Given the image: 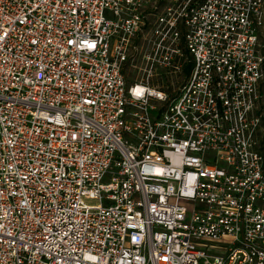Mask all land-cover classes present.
Instances as JSON below:
<instances>
[{
  "label": "built area",
  "instance_id": "obj_1",
  "mask_svg": "<svg viewBox=\"0 0 264 264\" xmlns=\"http://www.w3.org/2000/svg\"><path fill=\"white\" fill-rule=\"evenodd\" d=\"M263 27L264 0H0V264H264Z\"/></svg>",
  "mask_w": 264,
  "mask_h": 264
},
{
  "label": "rangeland",
  "instance_id": "obj_2",
  "mask_svg": "<svg viewBox=\"0 0 264 264\" xmlns=\"http://www.w3.org/2000/svg\"><path fill=\"white\" fill-rule=\"evenodd\" d=\"M261 44H262V50H263V53H264V27L262 29V35H261ZM264 85V83H263ZM262 91H263V99H262V109H263V112H264V86L262 87ZM263 142H264V139H263ZM88 203L90 204H95L97 201L96 200H87Z\"/></svg>",
  "mask_w": 264,
  "mask_h": 264
}]
</instances>
